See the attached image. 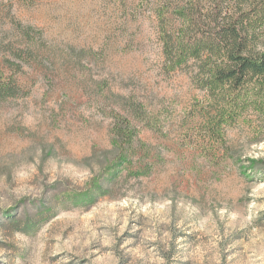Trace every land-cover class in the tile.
<instances>
[{
	"label": "rangeland",
	"instance_id": "1",
	"mask_svg": "<svg viewBox=\"0 0 264 264\" xmlns=\"http://www.w3.org/2000/svg\"><path fill=\"white\" fill-rule=\"evenodd\" d=\"M245 2L0 0V264H264V32L164 53Z\"/></svg>",
	"mask_w": 264,
	"mask_h": 264
},
{
	"label": "trees",
	"instance_id": "2",
	"mask_svg": "<svg viewBox=\"0 0 264 264\" xmlns=\"http://www.w3.org/2000/svg\"><path fill=\"white\" fill-rule=\"evenodd\" d=\"M200 13L192 15L186 30L175 31L166 38L164 53L173 66L206 57L242 59L264 32V3L245 2L242 7H230L215 26L198 17Z\"/></svg>",
	"mask_w": 264,
	"mask_h": 264
}]
</instances>
